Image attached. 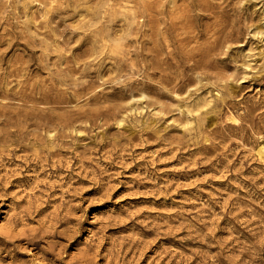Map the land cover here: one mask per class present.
<instances>
[{
  "label": "rangeland",
  "instance_id": "1",
  "mask_svg": "<svg viewBox=\"0 0 264 264\" xmlns=\"http://www.w3.org/2000/svg\"><path fill=\"white\" fill-rule=\"evenodd\" d=\"M0 264H264V0H0Z\"/></svg>",
  "mask_w": 264,
  "mask_h": 264
}]
</instances>
